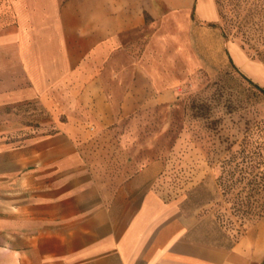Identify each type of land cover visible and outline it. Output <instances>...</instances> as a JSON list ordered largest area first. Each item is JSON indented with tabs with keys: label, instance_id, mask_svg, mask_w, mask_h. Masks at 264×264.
I'll list each match as a JSON object with an SVG mask.
<instances>
[{
	"label": "crops",
	"instance_id": "0c3cea01",
	"mask_svg": "<svg viewBox=\"0 0 264 264\" xmlns=\"http://www.w3.org/2000/svg\"><path fill=\"white\" fill-rule=\"evenodd\" d=\"M164 4L140 44L143 18L115 17L112 0H0V264H264V224L211 240L157 189L167 161L99 171L116 122L171 104L200 69L246 62L196 22L216 21L214 0ZM28 105L37 124L15 116Z\"/></svg>",
	"mask_w": 264,
	"mask_h": 264
},
{
	"label": "rangeland",
	"instance_id": "374dc122",
	"mask_svg": "<svg viewBox=\"0 0 264 264\" xmlns=\"http://www.w3.org/2000/svg\"><path fill=\"white\" fill-rule=\"evenodd\" d=\"M112 1L115 17L143 18L144 29L132 36V42L140 44L156 16L167 11L164 0ZM216 2L221 8V0ZM255 20L247 21L240 29L233 19H216L229 30L232 38L228 45L241 47L246 62L236 59L235 67L229 62L215 72L200 69L179 88L171 104L151 106L116 122L95 149V159L103 163L99 166L106 168L99 171L108 176L131 172L132 165L123 169L127 161H167L157 189L166 198L179 199L183 208L197 212L211 240L232 241L264 224L263 213L239 225L215 184L225 138L239 142L248 131L247 122L264 118V96L246 79L264 87V31L256 29ZM196 22L212 27L207 21ZM14 111L21 124H37L34 106H17Z\"/></svg>",
	"mask_w": 264,
	"mask_h": 264
},
{
	"label": "trees",
	"instance_id": "16d2710c",
	"mask_svg": "<svg viewBox=\"0 0 264 264\" xmlns=\"http://www.w3.org/2000/svg\"><path fill=\"white\" fill-rule=\"evenodd\" d=\"M222 9L227 12L224 14ZM217 11L219 18L235 20L240 29L247 21L256 19V29L264 31V0H221ZM208 24L217 27L225 41L232 38L221 22ZM230 64L235 67L231 59ZM246 79L264 96L263 86ZM247 124L248 131L239 142L225 138V150L215 176L217 188L241 226L264 213V118Z\"/></svg>",
	"mask_w": 264,
	"mask_h": 264
}]
</instances>
